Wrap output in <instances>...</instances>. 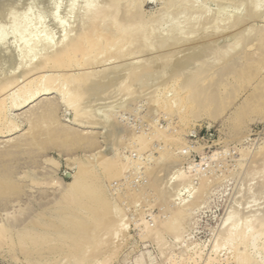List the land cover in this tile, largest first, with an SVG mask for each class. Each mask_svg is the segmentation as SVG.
<instances>
[{
  "label": "rangeland",
  "instance_id": "obj_1",
  "mask_svg": "<svg viewBox=\"0 0 264 264\" xmlns=\"http://www.w3.org/2000/svg\"><path fill=\"white\" fill-rule=\"evenodd\" d=\"M39 1L0 0V43L9 40L21 48L33 47L34 50L30 51L24 60L26 70L37 66L49 54V44L54 46L50 52H54L62 47L65 37L67 41L76 37L82 24L90 18V14L85 13L89 6L92 7L91 10H99L102 6L104 8L109 5V0ZM167 1L145 0L142 9L148 19H155L157 16L160 18L157 17V20L162 26L157 20H153L156 22L153 23L156 25L153 28L156 32L165 33H161L162 40L168 38L167 34H172L176 25L181 26L185 20H192L191 16H196L195 20H201L205 25L203 27L201 22L197 21L195 24L194 21L190 24V21H187L190 26H186L199 29L197 36L202 34L203 28L209 27V31H213L214 26H217H207V18L210 20L209 24L220 22L221 24L217 23L219 29L216 27L215 31H221L222 26L227 27L226 23L230 22L229 19L233 15L236 20L232 17L231 21L234 22H239L241 18L244 20L240 22L245 21L248 17L247 20L254 24V27L250 24L248 26L251 29H247L255 31L254 34L264 29V0H249V3L248 0H223L227 3L221 0H177L176 9L169 12L164 10L168 13L167 18L164 16L167 19L165 21L162 17L165 13L161 8L165 7ZM184 6L187 9L183 10ZM204 8L206 10H202ZM245 8H249L251 12ZM191 9L194 10L193 13ZM200 9L207 14L211 13L212 17L209 14L208 17L206 13L202 14ZM81 11H85L82 15L87 18L81 15L85 21L80 18ZM161 12L162 15L159 14ZM257 14L259 18L253 22L252 16ZM182 15L186 16L181 19ZM224 16L229 18H226L228 22L223 19ZM235 16L240 19L237 21ZM214 18L218 20L213 21ZM183 25L182 28L186 27ZM188 27L184 28L186 32H183L184 29L182 31L183 35L186 33L184 36L188 35ZM254 28H257V31ZM248 30L251 35L247 32L246 35L252 36L253 33ZM171 34V40L173 37H179L177 41L186 38L182 33L173 37ZM177 38L172 41L175 42ZM227 39V42L231 40L230 37ZM106 43L102 37L97 47L103 48ZM214 45L200 44L198 47L188 46L182 50L157 47L152 53H145L146 56H154L151 59L141 53V56L138 55L131 62V59H128L130 51L125 49L122 61L127 59V64L134 62L136 65L148 59L150 63H156L153 74L144 78V82L129 85L136 91H132L134 94L127 93L128 95L118 86L123 79L116 76L118 81L111 75V70L109 72V66L115 59L111 57H115L117 49L104 51L96 60L101 66L96 65L93 69H109L104 70L105 72L102 70L104 73L98 76L99 79L95 78L94 83L92 81L89 84L88 88H93L95 93L91 90L93 93H88L89 97L86 96L88 98L78 104V107L90 111L93 117L95 115L96 127H75L72 120L76 115V107L68 106L59 93L38 99L15 111L12 102L14 98L21 101L19 96L22 95V85L17 84L11 88L5 98L4 114L12 121V125L8 126L16 125L18 129L6 137H0V178L5 176L7 181L6 186L0 189V226L9 231L6 241L0 239V264H163L170 254L174 261L176 260L174 264H238L237 257L245 249L242 241L225 245L218 244L216 240L230 210L237 208L241 214L263 210L264 192H259L255 187L258 181L248 187L244 185V181L250 171L264 165V96L257 98V92H254L257 81L264 76V52L260 51L263 52L261 55L254 49L248 52H255L253 55L251 53L253 72L256 71L254 74L250 73L249 67L250 69H242L239 74L226 77L225 80L233 85L230 84L231 86L226 88L225 82L220 84L218 100L207 108H196L185 98L191 89L184 88L185 75H190L188 73H192V70L194 73L202 61L208 60V64L213 65L212 61L216 62L215 55L226 51L223 44ZM171 50L175 51L174 54ZM239 50L241 49L237 48L234 50L236 52L233 51L235 57H244ZM166 51L170 54L163 53ZM160 53L161 56L169 55V61L167 58L165 62H161L163 56H159ZM156 54L161 58L155 57ZM204 54L207 60H203ZM143 56L145 59H142ZM210 56H213L212 61L209 60ZM137 59L140 62H137ZM196 59H201L200 63H197ZM1 62L2 59L0 79L3 80L5 75L2 74ZM123 64L116 72L124 73L128 70L129 65ZM164 65L170 66L167 69ZM180 65L187 68L193 66L195 69H186L187 71H184L188 73L178 76L175 71ZM172 66H175V69ZM122 68L125 70L122 71ZM219 68H226V64L219 65L217 69ZM76 72L78 73L77 70L72 73L77 74ZM110 75L116 80L110 79ZM110 80L114 81L111 87ZM105 82L110 88L107 89L110 91L108 94L103 90L108 88L103 87V83L107 84ZM58 83L63 90L69 89L66 81L60 80ZM95 83H102L98 86L105 92H101ZM43 84L40 81L29 82L25 89L36 90ZM118 89L121 92L117 91ZM111 95H115L112 100V97L109 98ZM113 100L116 103L112 104ZM49 104L55 110L50 116L47 115V122L41 128L32 126L37 111L42 112L43 107ZM32 112H36L35 115ZM69 129H75L91 141L94 140L95 147L66 139L65 132ZM51 132L60 134L51 137ZM139 137L146 140L145 149L142 146L139 149ZM100 157L117 158L120 164L124 163L122 165L125 166V171L121 169L113 176L106 174L97 163V159L101 160ZM87 164H94L98 172L97 178L94 177L90 181L93 189L87 195H90L91 199L87 195L83 199L78 194L77 202L70 203L69 185ZM181 174L186 175L183 181L188 180L186 184L179 186L181 182L178 179ZM204 180H207V188L204 187ZM199 185L204 187V191ZM199 190H202L204 195ZM158 191H162L163 195ZM108 220H111L112 225L106 226ZM159 223H168L174 230L164 233L158 240L152 238L151 234ZM216 248L218 251H215Z\"/></svg>",
  "mask_w": 264,
  "mask_h": 264
},
{
  "label": "bare ground",
  "instance_id": "obj_2",
  "mask_svg": "<svg viewBox=\"0 0 264 264\" xmlns=\"http://www.w3.org/2000/svg\"><path fill=\"white\" fill-rule=\"evenodd\" d=\"M74 1L72 0V2H74ZM176 1L177 0H168L165 4V7L161 8L162 12L165 13V12H169L170 10L173 11L172 9H174V8L176 9V7H177V6L175 7ZM216 1L220 2V0L219 1L215 0V2ZM222 1L223 0H221V2ZM39 2H41V1H39ZM39 2H37V3H39ZM47 2L49 3V1H47ZM144 2H145V0H109V2H108L109 5L104 7V8L102 6V9L100 8L99 10H94V9L91 10L92 7L89 6V8L86 9L87 12H85V11L84 12L88 15L90 14L89 15L90 18H89V20L86 19L87 23L83 22L84 25L82 24V27L79 29V32L77 33V35H75L76 37H72V39H69V41L65 40L66 39V37H65V39L62 41V43H63L61 45L62 47L60 46L61 48H59V49L57 48L56 50H54V52L53 51L50 52L52 50V47H54V46L49 44L48 49L51 48V50L48 52L49 54L47 53L48 55L45 58H43L37 66L34 65L35 67L31 68L29 70L25 69L26 66H25L24 60H25L26 55H28V53H30V51L34 50L33 47L32 46H29V47L26 46V47L21 48V47L16 46L13 42H10L9 40L1 42L0 43V56H1L0 59H2L1 64H3L2 74L5 75V77L2 75L4 77V79L3 80L0 79V81H1L0 82V137H3V136L6 137L18 129V126H16V125L13 127L8 126L10 124L12 125V121L8 116H6L4 114L5 109H6L5 98H6V96H8V93L11 90V88H13L17 84L22 85L21 90H20V92H22L20 94H22V95L19 96V97H21V101H17L18 98H14L15 100H13V102H12V108L15 109V111L21 110V109L29 106L30 104L34 103L38 99L59 93L60 95L59 94L58 95L62 97L63 101L68 106L74 105L76 107L75 108V110H76L75 114L76 115H75L74 119L72 120L73 121L72 124L75 127L90 128L91 126L92 127L95 126L96 125V123L94 121V119L96 120V118H94L95 115L93 117V115H90V111H87L84 108L78 107V104L82 100L89 97L88 93L95 91V90H92L93 88H91V87L88 88L89 84L92 81H93L92 83H94L95 78H98V76L101 73L105 72L104 70H108L110 67L111 69H109V72L111 70V75L113 74L114 77L118 81H119V79H121V80L123 79V81H121V84L118 85V86H121L120 89L123 92H126V94L127 93L129 94V93H133L136 91V90L133 91L134 88L132 86H129L130 84L133 85L135 82H144V78H146L148 75L153 74V72H154L153 68L155 69L154 65L156 63H150L148 61L149 60L148 58H147L148 59L147 61L144 60L145 62L143 60L140 62L137 59V62H140V63H138L136 65L134 64V62L131 64H127L126 62L129 63V61H127V59L123 62L122 58H123V52L125 49L130 51V56L128 59L129 60L131 59L130 60V62H131V61H133L132 60L133 58L138 57V55H140L141 53H144V55H145V53L147 54L148 52L152 53L153 49H154V51H155V49H158L157 47H160L161 49H166V50H167V48L168 49L173 48L174 50H176V49L182 50V48H184V47H188V46L198 47V45H200V44L201 45L202 44L203 45L209 44L211 46L216 44V43H219L220 45L223 44V49L225 48L226 51L223 53L221 52L222 53L221 55H215L214 54L216 57L215 63H214L215 60L212 59L213 56L209 57L210 58L209 60H211V59L213 60V61L211 60L213 65L210 66L209 65L210 63L208 64L209 61L207 60L208 58L206 57V55H205L206 53H205L204 54L205 59L203 58V60H207V62L202 61L201 64H198V65L196 64L197 65L196 69L192 68L194 66V64L192 67L190 66V68L195 69L194 73H193L194 70H192V69H191L192 73L186 72L190 68H187V66L183 67L182 65L178 66V68L176 69L177 71H175L178 73V74L176 73L178 76L183 75V74L185 75L186 73L190 74L187 76L185 75L184 88L191 87L188 95L185 98L186 99L188 98V100L191 101L193 103V106H195L196 108H207L210 104L215 103L218 100V97L220 94L219 87H218L220 84L225 82L226 88L229 87L230 84L233 85L232 83H228L227 79L225 80L226 77L229 78L230 75H233L235 73L237 74L238 72L241 73L242 69L246 70V69L251 68L250 73L254 74L256 72V71L253 72V70H254L253 64L254 63L251 62L252 61L251 56L255 52H257L256 50H258L260 55L263 54V52H264V29L257 31V28H254L257 31L254 34L255 31L252 29L254 31V32H252L250 30L251 29L250 26H248L251 24L254 27V24H252L251 22H249V20H247L248 17L246 18L245 21L240 22V20H244V19L239 18L240 19L239 20L238 19L239 16H237V17L235 16L237 18V21L239 20V22H234L236 20V19L234 20V17H233L234 15L233 16L229 15V16L233 17L234 21H231L232 17H230L231 19L226 17L230 21V22H228L227 21L228 19L225 18V16H226L225 15L223 19H226L228 24L226 22L223 23V21H221L223 24L226 23V25H227V27L222 26L224 29L221 28V31L217 30V29H219L218 28L219 24H217V23H220V22H217V23L214 22L213 23V21L216 20L214 18V20L212 21L213 24L210 23L211 24L210 25L209 24L210 20H208V18H207V22H208L207 23L208 25L206 24L207 26H212V25L214 26V24H216L218 26V27L214 26L215 28L217 27V29H216L217 31H215V28L213 26L212 27L214 28V30L209 31V27H206V28H208L207 30H206V28H203L205 26L202 24L203 21L201 22V20H199V21L195 20L196 16H195V18H194V16L193 17L191 16L192 20L190 18H188L190 20H187V21H190V24H191V22H194V21H195V24H197V21L201 22L200 25H202L203 26L202 28L205 30L203 31V29H202V34L201 35L199 34L197 36L198 33H196V32H198L197 30H199V29L197 28V30H196L195 27H188V26H190V24H188L187 21L185 20L186 24L184 21H183L184 23H181V24L182 25L185 24L183 26L188 25V26H186V27H188L187 29H190L187 32L188 35L184 36L186 33H184V35H183V32H186V30L184 29L186 27L182 28L181 27L182 25L181 26L176 25L174 27V29L172 30L173 32L169 30L170 32H172V34L170 33L172 35V37H173V35L177 36V34L179 36L181 33H182L183 37H186V38H182V39L180 38L179 41H177L179 39V37L178 38L173 37L172 40H174V38H177V39H175L176 41L174 42L171 40L170 34H167V35H169L168 38L165 37L166 38L165 39L163 37L164 39L162 40L161 35L165 34V33H162V31H158V30H157L158 32H156V30H154L153 26L155 24L153 25V23H156L155 21L157 20L158 16L155 19L154 18L153 19L146 18L145 14L142 10ZM223 2H226V1H223ZM229 2H231V1H229ZM43 3H45V2H43ZM247 3H249V0ZM222 4H224V3H222ZM230 4L232 5V3H230ZM43 5H46V4H43ZM176 5H178V3ZM224 5H226V4H224ZM224 5H223V7H225ZM246 7H248V6H246ZM249 7H250V5H249ZM221 8H219V10ZM184 9H187V8L185 7V8H183V10ZM188 9H190V8H188ZM164 10H165V12H164ZM202 10H206V9L204 8ZM242 10H244V9H242ZM247 10L251 12V10L249 8H247L246 11ZM178 11H179V9H178ZM190 11H191V13L194 12V10H192V9ZM200 11H201V9H200ZM222 11H224V10L222 9ZM84 12L82 13V11H81L80 18H81V15L84 14ZM162 12L159 14L162 15ZM186 12H188V10ZM195 12H197V11H195ZM201 12H200V16H201ZM214 12H216V11H214ZM203 13H206V11H203L202 14ZM222 13H224V12H222ZM222 13H221V15H222ZM190 14H188V15H190ZM208 14H209V12H208ZM208 14L206 13L205 15L208 16ZM210 14H209V16L212 17V15H210ZM172 15L175 16V15H177V13L176 14L172 13ZM244 15H242V17H244ZM82 16H84V15H82ZM164 16L165 17L168 16V13H165L162 17H164ZM183 16H186V15L180 16L181 19L183 18ZM198 16H197V19L199 18ZM247 16H248V14H247ZM165 17H164V19H165ZM180 17H179V19H180ZM221 17H223V15ZM83 18H81V19L83 20ZM85 18H87V17H85ZM185 18H187V17H185ZM252 18L254 20L253 22H255V21H257L256 19L259 18V15L258 14L255 16L253 15ZM158 19H160V18L158 17ZM204 19H205V17H204ZM210 19L212 20V18H210ZM153 20H155V21L153 22ZM202 20H203V18H202ZM221 20H222V18H221ZM83 21H85V20H83ZM165 21H167V19H165ZM157 22H158V20H157ZM259 22H261V21H259ZM79 24H80V22H79ZM161 24H160V26H162ZM198 25H196V26H198ZM157 26H159V25H157ZM263 26H264V24H263ZM198 27H201V26H198ZM212 27H210V30H212ZM247 27H249L250 28L249 30L251 31V33H253L252 36H249L251 34H250V32H247V30H248ZM260 27H261V25H260ZM74 28H76V27H74ZM261 28H263V27H261ZM261 28H259V29H261ZM183 29L185 31H183ZM74 32H73V34H74ZM246 32L249 35H246L247 34ZM70 37H68V38H70ZM102 37L104 38V40H106L107 43L103 48L97 47V43L100 40V38H102ZM169 37H170V39H169ZM216 37H218V39H216ZM229 37L231 38V40H229L230 42L229 41L227 42V40H228L227 38H229ZM65 41L67 43H65ZM157 43H158V45H157ZM154 47H156V48H154ZM220 47H222V46H220ZM114 48H116L117 50L115 53V57H111V58H115L113 60V63L111 64V66H109L108 68H104V69L101 67L104 72H102V70H100V71L94 70L93 67L95 68L96 65L101 66L100 63L99 64H98V62L96 63L98 56L100 54H103L104 51H109V50H112ZM237 48L241 49L242 51L245 50V52H241V50H239L240 53H242V55L244 57H241V56L238 57L237 56L238 54L236 55L237 57H235V55L233 54V51L236 50ZM188 49H190V48H188ZM199 49H200V47H199ZM253 49L255 50V52L253 53V51H252L251 52L252 55H251V53L249 54L248 52L253 50ZM169 51L168 52L166 51L163 53L168 54ZM260 51H263V52H260ZM157 52L158 51H156V53ZM174 52L172 54H174ZM215 52H217V51H215ZM234 52H236V51H234ZM157 54H159V53H157ZM161 54L162 53H160L159 56H161ZM167 54L165 56L162 55L163 56V57L161 56L162 58L159 57L158 55L155 57H157V58L159 57L162 60L161 62H163V61L165 62V60L169 56V55L167 56ZM145 56H143L142 59H145ZM147 56L149 57L150 55H147ZM151 57H154V56H150L149 58L151 59ZM173 57H175V56L173 55ZM215 57H214V59H215ZM176 59H177V57H176ZM200 60L197 61V59H196L197 63H200ZM242 60H243V62H242ZM167 61H169V58L167 59ZM75 63H77V66L74 67ZM194 63H196V62H194ZM122 64L124 66L129 65L127 67L128 70L124 73H121L120 71L116 72L117 68L119 67V69H120L121 68L120 66H122ZM157 64H158V62H157ZM166 64H168V63L166 62ZM222 64H226V68L217 69L218 66L222 65ZM189 65H191V64H189ZM158 66H160V65L158 64ZM169 66L166 65L165 67L167 68ZM172 67L175 69V66H172ZM75 68H77V69H75ZM75 70L78 71V73L76 72L77 74L72 73ZM124 70L122 68V71H124ZM184 70H186V71H184ZM52 72H54L55 74H51ZM56 73H58V74H56ZM0 75H1V73H0ZM111 75H110V79L116 80L114 77L111 78ZM116 76H118V77L120 76L119 79ZM214 76H217L219 78L216 79V77H214ZM212 78H213V80H212ZM107 79H109V78H107ZM214 79H216L215 82H213ZM60 80H61V82L66 81L68 83V85H69L68 90H63L62 87L60 85H58L59 84L58 82H60ZM34 81H40V82H43L44 84L41 88H38L36 90H31V91L28 90L27 91L25 89V85L29 82H34ZM105 83H107V82H105ZM108 83H109V80H108ZM108 83L106 85H104V83H103V87L107 86ZM111 83H112V85H114V81L111 82V80H110L109 87L112 86ZM95 84L97 85V83H95ZM98 85L100 86V85H102V83H98ZM92 86H95V85L92 84ZM97 86H95V87L97 88ZM99 86H98V88H99ZM109 87L103 88V90L105 89V91L107 92L106 94H108V92H110ZM99 89L101 91V88H99ZM107 89H109V90L107 91ZM120 89H118L117 91L121 92ZM263 89H264V76H262V78L259 79L255 85L254 92L255 91L257 92V94H255L257 98H261L262 96H264ZM105 91H103V92H105ZM123 92H122V94H123ZM96 93H98V92H96ZM114 93H116V92H113V94ZM117 94H118V92H117ZM117 94H115V95L118 98ZM122 94H119V95L121 96ZM93 95H95V94H93ZM115 95L114 96L111 95V96H109V98L112 97L111 98V100H112L113 97H115ZM86 96H88V97H86ZM131 97H132V95H131ZM109 98L107 97L108 101L111 102V100H109ZM113 102L116 103V101L113 100L112 104H113ZM44 107H43V111L40 113L36 109L35 110L37 111V113L34 112V114H33V112H32L33 115H35V113H36V116H35L36 120L32 123V126H35L38 128L43 127V124L47 122L46 121L47 115L50 116V114H52L53 111L55 110V109H53V106L51 104L45 105ZM37 109H40V108H37ZM2 126H4V127H2ZM88 126H90V127H88ZM1 127H2V129H1ZM59 134H60V132H56V133L51 132L50 136L55 137L56 135H59ZM65 138L69 139V140H71V142H74L77 144L84 142L85 144L89 145L90 147L91 146L95 147L94 146L95 145L94 140L91 141V139L89 137L83 136L82 133H80L79 131H77L75 129H69L68 132H65ZM142 138L143 137H141V139H140V137H139L140 140L138 139V141H137L140 144L139 149H140V146L144 147V149H145V147H147L146 140H144V138L143 139ZM117 157L119 158L118 155H117ZM110 158L111 157H108L107 159H101V157H100L101 160L97 159L98 165L104 170V172L106 174L113 176V175H116L117 173H119V171H121V169H123V171H125L124 170L125 166H123L124 163H122L121 160L120 161L123 165L119 163L117 158H111V159ZM93 165L94 164L84 165L81 169L80 174L77 175L74 182L71 185H69L68 200L70 203H76L77 202L76 195H78V194H80L81 198L83 197V199L87 196H88V198L91 199L90 195H87L91 191V189H93L92 185H91L92 183L90 184V181H92L94 179V177L97 178V176H98V172L94 167L95 165L94 166ZM185 176H186L185 174H181L179 176V179H178V177H176L178 179V181L181 182V183H179V186H180V184L181 185L186 184L185 182H187L188 179L186 181H183V180H185V178H184ZM206 181L203 182V183H205L204 187L206 185ZM257 181H258V184H256L255 187L257 188V190L259 192H264V165L261 168L254 169L253 171H250L246 175L244 185L246 187H248L249 185L252 186L253 183H255ZM6 182L7 181L5 180V176H1V178H0V189L4 188L6 186L5 185ZM175 184H177V182ZM200 185H203V184H200ZM200 185L198 187L201 188ZM204 187H202L203 189L201 188L203 191H204ZM205 188H207V187H205ZM202 190H199V191H200V193L202 192L201 193L202 195H204ZM240 191L242 192V190H240ZM158 192L161 193L162 191H158ZM200 193L198 194L199 196H201ZM194 194H197V192ZM256 194H257V191H256ZM161 195H163V193H161ZM166 197H169V196H166ZM170 197H173V196H170ZM194 197H196V196H194ZM171 199H173V198H171ZM196 199H198V197ZM196 199H195V201H196ZM168 201L170 202V200H168ZM172 202H173V200H172ZM263 204H264V201H263ZM250 207L248 210H250ZM259 207H257V208L259 209ZM251 210L253 211V209H251ZM69 216H71V215H69ZM226 216H227L226 219L225 220L223 219L224 221H223V224L221 226L220 232H219L217 240H216L219 242L218 244L224 243L225 245L226 244L231 245V243L236 242L238 240H241L242 246L244 245L245 249L237 257L238 264H264V205H263V210L259 209V210H254L253 212L250 211L249 214L248 213L247 214H245V213L241 214L238 211V209L236 208L232 211L230 210L229 214ZM105 224H106V226H109V225H112V222H111V220H108ZM77 228L82 229V227H77ZM155 229L156 230L152 231L151 236H152V238L158 239V240L160 239V237L164 233L172 232L174 230L173 226L168 224V223H159L157 225V228H155ZM8 234H9V231L7 229H5L4 227L0 226V239H2L1 241H3V240L6 241V239L8 238ZM242 248H244V247H242ZM215 251H218V248H216ZM170 255H169V257L166 258V260L164 261L163 264H174L176 262V260L174 261V257L170 256Z\"/></svg>",
  "mask_w": 264,
  "mask_h": 264
}]
</instances>
